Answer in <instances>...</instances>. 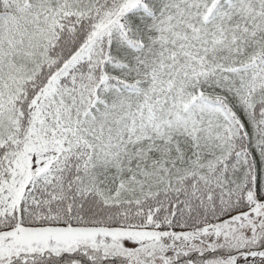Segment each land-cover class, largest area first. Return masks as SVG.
<instances>
[{
  "label": "snow or ice",
  "instance_id": "1",
  "mask_svg": "<svg viewBox=\"0 0 264 264\" xmlns=\"http://www.w3.org/2000/svg\"><path fill=\"white\" fill-rule=\"evenodd\" d=\"M0 264H264V0H0Z\"/></svg>",
  "mask_w": 264,
  "mask_h": 264
}]
</instances>
